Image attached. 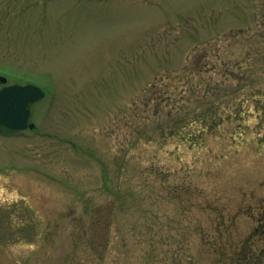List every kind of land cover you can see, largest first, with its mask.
Returning a JSON list of instances; mask_svg holds the SVG:
<instances>
[{"label":"rangeland","instance_id":"obj_1","mask_svg":"<svg viewBox=\"0 0 264 264\" xmlns=\"http://www.w3.org/2000/svg\"><path fill=\"white\" fill-rule=\"evenodd\" d=\"M0 75V264H264V0H0Z\"/></svg>","mask_w":264,"mask_h":264},{"label":"water","instance_id":"obj_2","mask_svg":"<svg viewBox=\"0 0 264 264\" xmlns=\"http://www.w3.org/2000/svg\"><path fill=\"white\" fill-rule=\"evenodd\" d=\"M6 83V78L0 75V85ZM44 92L32 84H7L0 88V124L12 129L22 130L33 128L29 123L28 104L41 99Z\"/></svg>","mask_w":264,"mask_h":264},{"label":"trees","instance_id":"obj_3","mask_svg":"<svg viewBox=\"0 0 264 264\" xmlns=\"http://www.w3.org/2000/svg\"><path fill=\"white\" fill-rule=\"evenodd\" d=\"M226 244V243H225ZM223 244L216 245L215 250L219 253L218 260L222 264H261L263 251L256 250L253 241L245 238L237 245H229V251H223ZM99 257L101 254L99 252Z\"/></svg>","mask_w":264,"mask_h":264}]
</instances>
